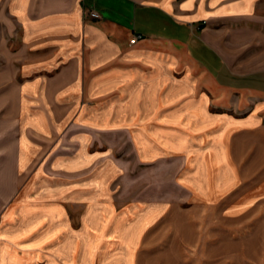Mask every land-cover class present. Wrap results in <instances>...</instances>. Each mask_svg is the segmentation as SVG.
I'll use <instances>...</instances> for the list:
<instances>
[{
	"label": "crops",
	"instance_id": "1",
	"mask_svg": "<svg viewBox=\"0 0 264 264\" xmlns=\"http://www.w3.org/2000/svg\"><path fill=\"white\" fill-rule=\"evenodd\" d=\"M261 1L0 0V237L16 206L29 208L31 238L42 222H68L71 201L87 230L113 222L111 201L81 179L103 144L125 142L139 164L174 160L178 186L196 197L254 172L264 160ZM59 141L77 144L54 150ZM168 255L160 264L181 263Z\"/></svg>",
	"mask_w": 264,
	"mask_h": 264
},
{
	"label": "rangeland",
	"instance_id": "2",
	"mask_svg": "<svg viewBox=\"0 0 264 264\" xmlns=\"http://www.w3.org/2000/svg\"><path fill=\"white\" fill-rule=\"evenodd\" d=\"M260 11L264 18V0ZM61 144L59 141L54 150L64 148L73 152L72 144L77 142H71L69 148ZM107 145L103 144V152L97 159L100 165L94 174L81 179L87 183L84 187L91 188L92 195L111 201L110 210L115 209L116 219L113 222L102 219L101 229L99 226V230H87L81 222L82 208L70 200L66 206L68 222L63 225L55 222L53 229L49 228L50 222H42L37 235L31 238L26 232L29 218L24 214L29 208L16 206L14 220L7 222L4 238L3 234L0 237V262L160 264L162 259L158 256L169 253L167 257L178 258L179 264H264V160L249 174V167L245 165L248 158H243L239 168L246 170L245 178L231 184L218 196L196 197L189 189L178 186L177 178L182 174H175L178 164L174 160L166 158L162 162L153 160L139 164L125 142L116 143L113 150ZM109 149L115 158L107 156ZM42 173L57 177L49 170L43 169ZM97 174L100 181L94 176ZM235 174L228 172L227 175L236 180ZM74 182L71 180V184ZM73 193L71 191V198ZM127 208L131 209L130 214L124 215ZM176 213L181 222L180 230L176 228ZM117 219L125 222L121 224ZM22 224L23 230H19ZM110 224L111 235L106 236L101 230H107ZM183 225L186 228L182 229ZM187 230L192 234L190 246L185 239ZM51 231L54 237L46 243ZM250 242L252 245L255 242L252 253L244 248ZM208 250L216 252L208 255Z\"/></svg>",
	"mask_w": 264,
	"mask_h": 264
},
{
	"label": "built area",
	"instance_id": "3",
	"mask_svg": "<svg viewBox=\"0 0 264 264\" xmlns=\"http://www.w3.org/2000/svg\"><path fill=\"white\" fill-rule=\"evenodd\" d=\"M86 16L91 18V19H99L100 18L99 13H97L96 11H91V10L87 11ZM140 38H141L140 35L133 37L131 39V44L135 43Z\"/></svg>",
	"mask_w": 264,
	"mask_h": 264
}]
</instances>
